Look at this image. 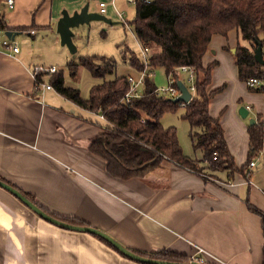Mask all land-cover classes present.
I'll return each instance as SVG.
<instances>
[{
	"label": "crops",
	"instance_id": "1",
	"mask_svg": "<svg viewBox=\"0 0 264 264\" xmlns=\"http://www.w3.org/2000/svg\"><path fill=\"white\" fill-rule=\"evenodd\" d=\"M85 2L89 10L99 11L96 0H0V13L17 32L13 41L18 46L15 52L5 45L8 38L0 30V177L32 194L48 211L103 229L131 250L165 249L188 258L200 254L214 264H264V163L247 164L249 177L238 169L220 170L210 181L168 166L140 177L115 178L107 173L105 160L87 148L102 131L98 114L53 86L35 87L31 70L43 65L48 49L60 41L54 28L61 10L72 12ZM112 12L106 7L104 14L118 17ZM234 31L226 39L213 34L205 56L207 62L218 61L211 72L217 87L228 83L217 82L214 69H227L231 76L236 71L224 51L236 45ZM48 76H40L43 83ZM261 97L264 101V93ZM236 108L233 104L229 115L237 128L224 124L222 116L220 123L235 165L241 167L247 161L248 134ZM0 249L2 264H142L90 233L42 219L1 186Z\"/></svg>",
	"mask_w": 264,
	"mask_h": 264
},
{
	"label": "trees",
	"instance_id": "2",
	"mask_svg": "<svg viewBox=\"0 0 264 264\" xmlns=\"http://www.w3.org/2000/svg\"><path fill=\"white\" fill-rule=\"evenodd\" d=\"M130 24L136 39L149 48L150 69L162 68L167 75L182 64L194 67L195 93L184 105L181 116L188 121L193 149L201 150L202 155L193 158L184 154L175 126H164L160 122L165 111L173 110L179 104L153 91L156 85L152 76L145 77L141 96L125 101L124 93L129 87L127 75L94 84L89 95L82 97L79 89L66 84L62 71L56 69L49 74L46 82L80 108L101 113L104 117L100 125L102 131L90 138L88 150L105 160L109 175L120 179L144 176L165 166L198 176L203 169L229 170L230 173L238 169L249 177L246 165L261 151L264 121L260 119L247 125V161L237 167L228 149L220 116H213L209 112L211 98L223 86L209 88L211 72L218 61L207 62L205 56L213 34L226 36L230 29H237L248 42L247 46L239 42L235 45L237 77L244 82L253 77L259 79L260 84L246 86L249 90L264 93V62L260 63L254 58V50L260 43L264 61V0H136L135 16ZM11 28L0 13V30ZM123 50L125 55L127 47ZM126 57L128 64L136 71L143 67L139 55L134 51L130 50ZM74 59L66 63L71 76L76 74L79 65L85 66L92 75L98 77H104L116 68L115 61L103 55L80 56L78 61ZM39 75L43 74L36 75L35 87L43 82ZM16 188L36 202L32 194ZM40 207L65 221L85 223L76 217L60 215ZM262 219L264 228V215ZM94 236L127 258L107 241ZM133 251L174 261L188 258L182 253L165 249L152 253Z\"/></svg>",
	"mask_w": 264,
	"mask_h": 264
},
{
	"label": "rangeland",
	"instance_id": "3",
	"mask_svg": "<svg viewBox=\"0 0 264 264\" xmlns=\"http://www.w3.org/2000/svg\"><path fill=\"white\" fill-rule=\"evenodd\" d=\"M99 1L96 0L95 4ZM101 1H104L106 4L105 7H107L110 13H113L112 11H114L117 13L118 17L112 14L113 16L108 15V17L113 22L93 19L88 23L80 24L74 28L73 41L76 45L75 56L69 52L66 45H62L59 41L57 44L54 43V45L48 49V53H46V59L43 61V66L52 64L56 66L58 71L61 70L64 75L65 83L76 86L79 89L80 95L82 97H87L89 95L91 86L100 83L103 80H109L116 76L128 74L136 75V70L128 64L126 57V55L128 56L130 50L134 51L136 54H139L141 46L140 41H138L134 35V28L132 24H130V21H132L135 16V2L130 0ZM119 13L121 14L122 18L119 17ZM54 29L56 30V25ZM224 37L226 39L228 35ZM231 38L233 39L234 43L237 41L242 45H248V42L242 38L238 30L231 33ZM119 43H121V45H118ZM124 47H127L125 55L123 52ZM233 49H235V46H232L231 48H225L224 51L226 53V57L232 58L234 61ZM207 54L209 55V51ZM89 55H103L111 57L116 63L115 70L112 73L106 74L104 77H98L92 75L85 66L79 65L76 74L71 76L66 66L67 61L74 58L75 61H78L80 56ZM234 74L235 79H231ZM180 76L184 77L185 72L180 73ZM232 76L228 74L227 69L220 71L214 69L213 77L215 80L218 82L220 79H223L225 82L227 81L226 83H228V86L225 88L226 84L220 85L223 87L214 94L213 98H211L212 100L209 104L210 113L216 116L220 114V117L222 116V118H225L224 124L232 129H235L238 127V123L229 115L230 108L233 104H237L236 111H238L240 106L249 105V107L246 106L248 109L247 115L245 117H241L239 115V118L246 125H249L250 119H256L258 111H260V108H262L261 119L264 121V101L260 100L262 98V93L249 90L243 82L238 80L236 71L235 73H232ZM152 79L154 84L158 87L167 84L166 73L162 68L158 67L153 70ZM213 83H210L209 88H217L215 83L214 85ZM240 97L241 99L238 101ZM183 112L184 106L179 104L175 109L165 111L160 118V122L164 126H175L179 144L184 154L193 158L201 157V150H194L191 145L189 135L190 127L188 121L181 116ZM232 136H235V134L233 133ZM253 159L258 161L260 160V164L264 163V124L263 145L260 153L253 157ZM216 172L217 171L203 169L199 173V176L207 181H210L216 179ZM0 263L2 264V261H0Z\"/></svg>",
	"mask_w": 264,
	"mask_h": 264
},
{
	"label": "water",
	"instance_id": "4",
	"mask_svg": "<svg viewBox=\"0 0 264 264\" xmlns=\"http://www.w3.org/2000/svg\"><path fill=\"white\" fill-rule=\"evenodd\" d=\"M93 19L103 20L106 22H113L105 14L100 13L99 11L89 10L88 2H85L79 9H75L72 12H69L65 8L61 10L60 16L56 22V31L59 34L60 43L62 45H66L69 52L73 56H75V52H76V45L73 41L74 28L79 26L80 24L88 23L90 20ZM16 33L17 32L12 29L4 30L5 36L10 40H14ZM234 50L235 49H233V51ZM254 58L258 60L260 63L264 62L262 58L260 43L257 44V47L254 50ZM177 87L180 94H178L176 97L171 98L172 101L188 102L191 98V94L187 89L186 85L182 82V80H177ZM247 113H248V109L246 106L242 105L238 108V114L241 117H245ZM249 122L254 123L255 119L251 118ZM0 186L8 190L11 194H13L17 199H19L24 205H26L30 210H32L34 213H36L37 216L41 217L42 219L61 228L87 232L96 235L107 241L114 248H116L121 254H123L124 256H126L127 258L133 261L142 264H214L209 261H200L197 259H193L192 257H189L183 261H174V260L160 259L149 255L139 254L131 250L127 246H125L117 238H115L114 236H112L103 229L85 223L83 224L71 223L46 212L36 202L31 201L20 190H18L16 187H14L13 185L9 184L8 182L2 179H0Z\"/></svg>",
	"mask_w": 264,
	"mask_h": 264
},
{
	"label": "built area",
	"instance_id": "5",
	"mask_svg": "<svg viewBox=\"0 0 264 264\" xmlns=\"http://www.w3.org/2000/svg\"><path fill=\"white\" fill-rule=\"evenodd\" d=\"M132 2H135L136 0H130ZM144 2H148L150 0H141ZM6 2L8 4H12L13 0H6ZM99 5V12L103 13L105 12L106 9V4L104 3V1H100L98 3ZM119 17H121V14L119 13ZM33 32V30H31ZM5 45L10 46V48L13 51H18V46L16 43H14L13 40H4L3 41ZM139 57L143 63V67L136 71V75H131L128 74L127 75V80L129 82V87L127 89V91L124 93V97L123 99L125 101H129L131 100V98L133 97H138L141 96V94L143 93V86H144V80L146 76H152V72L153 70L150 69L149 67V48L147 46H144L141 44L140 46V51H139ZM57 68L54 65H50V66H43V65H35L33 66L32 70H31V74L32 76L35 78L36 80V75L39 73L42 74H50L51 72L55 71ZM185 72V76L181 77L180 73ZM167 84L164 86H156V88L153 89V91L158 94V95H162L165 97H176L178 94H180L178 87H177V80H182V82L186 85L187 89L189 90L190 94H191V98L193 97L194 93H195V79H196V74H195V69L193 66L190 65H179L176 66L174 68V70L172 72H169L167 75ZM261 81L257 78H249L248 80L245 81V84L247 86H255L256 84H260ZM38 87H42V88H51L52 86L50 85V83H39L37 85ZM190 98V99H191ZM178 104L180 105H185L188 102H184V101H177ZM98 114L99 118L102 119V121H104V117L101 113H96ZM249 166H253L255 165V160H251L248 163ZM193 259H197L200 261H206L204 259V257L200 254L198 255H193L191 256Z\"/></svg>",
	"mask_w": 264,
	"mask_h": 264
},
{
	"label": "flooded vegetation",
	"instance_id": "6",
	"mask_svg": "<svg viewBox=\"0 0 264 264\" xmlns=\"http://www.w3.org/2000/svg\"><path fill=\"white\" fill-rule=\"evenodd\" d=\"M1 250V249H0ZM4 252L3 250H1V253ZM3 256L5 257V254H3Z\"/></svg>",
	"mask_w": 264,
	"mask_h": 264
}]
</instances>
